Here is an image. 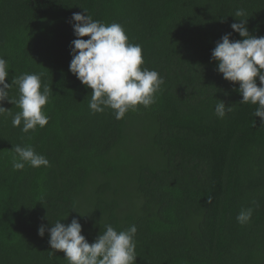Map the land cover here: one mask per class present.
<instances>
[{"label":"trees","instance_id":"1","mask_svg":"<svg viewBox=\"0 0 264 264\" xmlns=\"http://www.w3.org/2000/svg\"><path fill=\"white\" fill-rule=\"evenodd\" d=\"M84 9L141 46L142 67L164 79L155 103L120 120L111 108L92 112V89L69 70L71 18ZM239 20L264 36V0H0L6 82L42 74L51 92L47 125L27 133L12 125L21 109L3 101L0 264H68L62 251L49 254L47 229L73 218L89 243L106 225H135L136 264H264V124L211 59L224 34L243 39L231 28ZM9 96L19 98L17 85ZM219 100L233 106L224 118ZM15 145L50 166L14 170Z\"/></svg>","mask_w":264,"mask_h":264},{"label":"clouds","instance_id":"2","mask_svg":"<svg viewBox=\"0 0 264 264\" xmlns=\"http://www.w3.org/2000/svg\"><path fill=\"white\" fill-rule=\"evenodd\" d=\"M84 12L87 15L73 13L71 18L77 38L70 44L72 59L69 70L82 84L92 89L89 103L92 112H104L105 108H111L115 118L120 120L129 110H136L137 105L148 107L155 103L164 79L157 71L142 67L144 58L141 46L129 42L121 24H105L93 20L86 9ZM244 15L242 9H237L234 17ZM239 21L233 23L231 28L243 39L232 40V33L224 34L212 49L211 59L217 62V71L223 74L224 79L239 83L236 90L242 94L240 103L258 105L254 116L264 124V36L251 35L247 20ZM86 36L88 39H83ZM9 68L8 61L0 56V115L7 110L3 106V101L7 99L21 109L13 116V127L22 125L21 131L25 133L35 131L37 127L43 128L49 117L42 109L49 102L51 92L46 85L41 90L42 74L24 73L14 76L12 84H8L6 77ZM13 84L18 86V99L9 96ZM232 111V104L226 106L223 100H219L215 106V114L219 118ZM13 150L16 153L12 163L14 170H22L25 164L36 168L50 166L49 160L31 146L15 145ZM252 214L251 207L241 209L236 219L243 225L251 219ZM51 225L47 229L51 248L49 254L62 251L68 264H136L135 225L121 231L106 225V230L92 243L82 234V225L77 218L67 225L61 220ZM45 230V226L41 225L38 234L43 237Z\"/></svg>","mask_w":264,"mask_h":264}]
</instances>
